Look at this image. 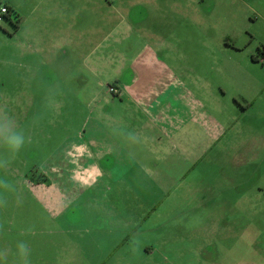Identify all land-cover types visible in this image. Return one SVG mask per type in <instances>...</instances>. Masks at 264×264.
<instances>
[{"label":"rangeland","instance_id":"374dc122","mask_svg":"<svg viewBox=\"0 0 264 264\" xmlns=\"http://www.w3.org/2000/svg\"><path fill=\"white\" fill-rule=\"evenodd\" d=\"M4 6L7 264H264V0Z\"/></svg>","mask_w":264,"mask_h":264},{"label":"clouds","instance_id":"9594fccd","mask_svg":"<svg viewBox=\"0 0 264 264\" xmlns=\"http://www.w3.org/2000/svg\"><path fill=\"white\" fill-rule=\"evenodd\" d=\"M26 138L22 130L15 127L13 119L6 111L0 112V145H3L13 156L18 154L25 145ZM9 160L0 158V169H5ZM12 183L3 176H0V204L4 203L3 193L13 191ZM17 256L20 264H30V249L26 243L20 242L17 245ZM9 251L0 249V264H7Z\"/></svg>","mask_w":264,"mask_h":264},{"label":"crops","instance_id":"0c3cea01","mask_svg":"<svg viewBox=\"0 0 264 264\" xmlns=\"http://www.w3.org/2000/svg\"><path fill=\"white\" fill-rule=\"evenodd\" d=\"M135 96V95H134ZM139 98V96H135L134 97V100H135V103H137V99ZM146 109H148V108H150V106L148 107V106H146L145 107ZM146 129L148 130V131H150V129H148V127H146ZM151 132V131H150ZM151 140V141H153V137H151V138H148V140ZM147 254H151L150 252L148 253V252H146ZM129 264H133V263H129ZM154 264H158V262H155Z\"/></svg>","mask_w":264,"mask_h":264},{"label":"built area","instance_id":"2783aa9c","mask_svg":"<svg viewBox=\"0 0 264 264\" xmlns=\"http://www.w3.org/2000/svg\"><path fill=\"white\" fill-rule=\"evenodd\" d=\"M8 14V9L4 6V7H1V9H0V21H1V17L3 16V15H7Z\"/></svg>","mask_w":264,"mask_h":264},{"label":"trees","instance_id":"16d2710c","mask_svg":"<svg viewBox=\"0 0 264 264\" xmlns=\"http://www.w3.org/2000/svg\"><path fill=\"white\" fill-rule=\"evenodd\" d=\"M6 8L8 9V14L7 15H10L11 13L12 14H16L14 9H12L11 7H6ZM7 18H9V16Z\"/></svg>","mask_w":264,"mask_h":264}]
</instances>
